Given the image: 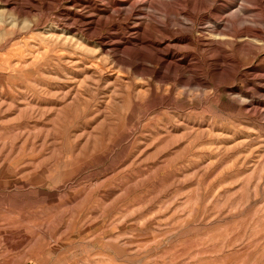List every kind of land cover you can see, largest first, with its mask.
<instances>
[{"label":"rangeland","instance_id":"rangeland-1","mask_svg":"<svg viewBox=\"0 0 264 264\" xmlns=\"http://www.w3.org/2000/svg\"><path fill=\"white\" fill-rule=\"evenodd\" d=\"M0 264H264V0H0Z\"/></svg>","mask_w":264,"mask_h":264},{"label":"bare ground","instance_id":"bare-ground-1","mask_svg":"<svg viewBox=\"0 0 264 264\" xmlns=\"http://www.w3.org/2000/svg\"><path fill=\"white\" fill-rule=\"evenodd\" d=\"M142 15V14H141ZM190 19V18H189ZM236 27V26H235ZM251 32V31H250ZM219 35V34H218ZM219 36H223V38L229 37V38H238L239 34L237 32V30H235L234 28L229 29L228 31H226L225 33H221ZM245 37L247 38H251V39H260L259 35H255L253 33H246ZM228 38V39H229ZM212 39V38H211ZM244 42V41H243ZM246 42V41H245ZM260 42V41H259ZM251 43V42H250Z\"/></svg>","mask_w":264,"mask_h":264}]
</instances>
